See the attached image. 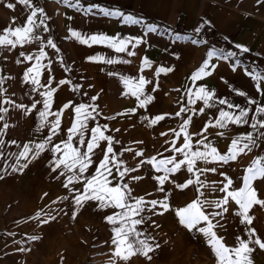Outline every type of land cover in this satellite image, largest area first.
I'll use <instances>...</instances> for the list:
<instances>
[{
    "label": "snow or ice",
    "instance_id": "1",
    "mask_svg": "<svg viewBox=\"0 0 264 264\" xmlns=\"http://www.w3.org/2000/svg\"><path fill=\"white\" fill-rule=\"evenodd\" d=\"M17 3L28 10L26 20L22 25L7 26L3 29L2 34H0V47L11 50L18 46L23 47L33 43L37 45L36 51L31 54L26 55L23 51L20 52L15 62L29 65L23 72V83L29 86L30 94L35 93L39 95L40 99L37 100L33 97L30 107L22 103H15L6 96L7 89L3 87L7 77L0 75V159L5 158L2 149L6 146L5 136L10 127L5 119L9 108L3 105H10L13 109L24 110L26 113L35 112L38 116L36 131L46 129L48 134L43 136L39 142L28 141L17 153H10V155L15 156V162L11 165L12 170L22 172L41 153L51 151L54 154L53 158L49 160L51 171L57 173V179L61 176L65 177L63 187L72 194L71 200L75 206L73 218L89 202L95 203L97 210H111L110 214L104 216L111 232L110 240L105 241L106 244H109L111 253L108 264H130L133 257L138 255L151 261L152 255L150 253H153L160 245L155 242L154 236L145 232L140 226L152 220V216L145 215V212H151L152 215H163L168 211L174 212L181 226L206 237V243L216 260V264H254L253 253L257 248L264 250V238H261L256 228L252 226L255 216L251 214L254 206L259 205L264 208V199L260 198L255 187L257 181H264V154L255 155L243 169L244 174L241 177L239 188L234 187L233 179L221 169L231 162L238 161L241 156L252 153L254 149L264 146V103L248 97L245 91L236 89L226 80L224 83L233 93L246 98L247 106L233 103L227 97L217 96L214 90L197 83L216 71L218 64L213 63V58L218 61H233L232 71L240 68V60L233 59L238 56V52H226L223 48L211 47L200 67L187 78L191 82V85L185 90L187 99L181 103L180 110L174 114L175 117L182 118V123L179 130L170 129L174 138L170 142L166 141L170 147L166 148L165 151L170 152L171 155L164 156L163 153H158L159 159L157 156L144 158L143 151H135L132 148H123L121 152L117 153L114 145L118 144L119 141L115 140L112 135L106 134L108 132L106 124L102 125L96 122L99 115L98 104L83 102L76 104L73 101H68L59 109L53 110L55 93L61 86L71 85L72 81L68 78L57 80L51 74L50 68L53 61L48 57L45 49L51 48L57 54H59L60 49L53 39L37 34L39 30L50 32L47 24L49 17H47L44 9L36 6L34 0H16L15 3H6L5 6L14 10ZM62 3L86 15L97 14L94 12L96 9L98 14L121 18L126 24L141 23V20L133 15L125 14L118 9L101 8L99 5L85 6L81 0H62ZM205 25L210 26V22L204 20L194 32L199 34ZM145 27L147 32L157 31L154 25L148 24ZM68 31L70 35L66 39H75L86 45L106 44L115 52L126 53L130 57L135 56L136 52L130 50L129 46L134 49L146 43L143 36L121 37L119 34L108 36L102 33L85 36L70 27ZM173 35H175L176 40L188 39L193 44L207 43L205 40L185 37L178 33H173ZM235 48L241 53L250 51L249 48L240 44H236ZM57 59L63 66V57L57 55ZM87 59L106 64L131 63L129 60L104 56H90ZM150 68H152V62L145 56L141 60L137 76H125L117 72H109L108 75L117 77L124 85L122 95L135 97L137 108H147L154 96L149 94L146 88L153 84V81L148 80L143 72ZM243 70L250 79L256 81L255 87L259 95L264 96V89L261 88V83L264 82V69L256 65L252 69L245 66ZM45 71H48V75L42 82ZM64 71L70 72L71 68L64 67ZM172 71H174L172 67L159 66L155 69L154 75L158 77L162 73L167 74ZM54 84L55 86H53ZM80 87L82 86H73L72 90L78 91ZM158 87L159 85L156 83L151 91H156ZM98 98L99 94L90 97V100L94 102ZM198 101L202 103L199 108L195 107ZM190 105L193 107H189ZM137 108L128 109L126 113H117V115L135 113ZM211 108L217 109V115L205 121L200 131L190 132L193 118L205 114V110ZM67 109L72 110L73 117L70 126L63 129L61 126L62 117ZM171 115H157L151 119L148 117H144V119L148 120L149 126H152L165 119V116ZM115 118L113 116L109 119ZM90 122L93 126H90ZM230 125H248L251 130L234 136L227 149L221 152L208 140V129H227ZM62 132L64 138L59 142H54V137L60 136ZM162 135H167V133H162ZM218 135L223 136L224 133L219 132ZM177 141H180L179 145ZM10 143L20 147L14 139ZM97 150L100 152L99 157L96 155ZM125 152H131L134 158L140 157L141 159L134 166L129 167L120 158ZM200 163L206 166L200 167ZM145 164L150 165L157 173L153 179L158 185L157 192L163 193L162 199H146L143 196L133 195L134 189L129 181H137L143 177L131 174ZM210 164L216 166L207 167ZM0 170L6 172L7 168ZM182 170L189 174V178L183 183H176L172 177ZM208 173L218 174L222 179L209 182L207 180ZM0 179H3L2 175H0ZM166 183L173 184L179 190L193 187L196 192L195 199L183 207H173L170 203L171 192H166L164 188ZM77 184L80 187H76ZM204 189L210 192H219L222 195L216 199H207ZM57 199L67 201L69 196L65 195ZM56 202L53 201V204ZM233 203L236 207L232 209V215L237 218L240 225L244 226V232L235 236L234 245H229L225 242V237L218 234L217 229L226 230V214L229 213L230 204ZM31 219H36L41 225H44L55 220L56 217L41 209ZM40 238V236L33 235L29 239L36 241ZM27 250L29 249H18V251Z\"/></svg>",
    "mask_w": 264,
    "mask_h": 264
},
{
    "label": "crops",
    "instance_id": "2",
    "mask_svg": "<svg viewBox=\"0 0 264 264\" xmlns=\"http://www.w3.org/2000/svg\"><path fill=\"white\" fill-rule=\"evenodd\" d=\"M8 2L15 3L16 0H0V34L7 26L22 25L28 14V10L18 3L14 10L8 9L5 6ZM81 2L85 6L99 5L101 8L118 9L141 20L140 24H126L121 18L100 15L96 9L94 12L97 14L86 15L67 7L62 0H34L35 5L43 8L49 17L47 24L50 32L39 30L37 34L53 39L60 49L59 54L51 48L45 49L48 57L53 61L50 68L51 74L57 80L68 78L72 81L71 85L61 86L55 93L53 110L59 109L68 101L76 104L81 102L98 104L99 115L96 122L106 124L108 126L106 134L112 135L115 140L119 141L114 145L117 153L123 148H132L135 151H143L144 158L157 156L158 153H163L164 156L171 155L170 152L165 151L170 147L166 141L170 142L174 138L170 129L179 130L182 123V118L175 117L174 114L180 110L181 103L187 99L185 90L191 85L187 78L200 67L211 47L223 48L226 52L237 51L238 56L233 59H239L241 67L232 71L233 61H218L213 58V63L218 64L216 71L197 83L214 90L217 96L227 97L233 103L247 106L246 98L233 93L224 83L226 80L236 89L245 91L248 97L264 103V96H260L256 90V81L250 79L243 70L245 66L252 69L256 65L264 69V15L242 7L231 6L228 0H81ZM204 20L209 21L210 26L205 25L206 30L203 32L202 29L199 34H196L194 30ZM148 24L156 26L157 31L147 32L145 25ZM69 27L85 36L101 33L108 36L119 34L121 37L143 36L146 43L134 49L129 46L130 50L136 52L135 56L130 57L126 53L115 52L106 44L86 45L75 39H66L70 35ZM173 33L193 39H202L207 43L193 44L188 39L176 40ZM236 44L244 45L250 51L241 53L235 48ZM36 49L35 43L23 47L18 46L11 50L0 47V75L7 77L3 84V87L7 89L6 96L15 103H22L28 107L31 106L33 97L37 100L40 97L35 93L30 94L29 86L23 83V72L29 65L27 63L17 64L15 61L20 52L23 51L27 55L35 52ZM57 55L62 56L63 62L73 70L64 71L65 64L61 65ZM90 56L129 60L131 63L93 62L87 59ZM145 56L152 62V68L145 69L143 75L153 81V84L147 86L146 91L153 95L154 99L147 108H137L135 97L122 95L124 85L117 77L110 76L108 73L117 72L125 76H137L141 60ZM159 66L172 67L174 71L167 74L162 73L156 77L154 71ZM47 75L48 71H45L42 82ZM156 83L159 87L152 92L151 89ZM76 85L82 87L78 91H73L72 88ZM261 88L264 89V82L261 83ZM97 94L99 98L94 102L91 101L90 97L97 96ZM3 106L9 108L5 119L10 127L5 136L6 146L2 149L5 158L0 159V169L7 168L6 172L0 170V175L3 176V179H0V225H6L5 217L1 215L4 210H7L10 215L16 212H28V214L18 221L14 220V226L9 227L8 230L2 229L4 226L0 227V264H23L22 258L29 257L27 254H31L36 248L18 251L21 248L32 247V243L26 245L27 247L22 246L20 243L22 240L32 241L29 238L33 235L40 236V241L54 240L53 220L41 225L38 220L31 218L41 209L49 215H53L55 209H68V205L57 198L69 192L63 187L65 177L61 176L57 179V173L51 171L49 160L54 155L51 151L41 153L22 172L12 170L11 165L15 162V156L10 153H17L28 141L39 142L48 132L46 129L36 131L38 116L35 112L26 113L24 110L13 109L10 105ZM201 106L202 103L199 101L195 105L197 108ZM132 108H137V111L117 115V113H126V110ZM164 114L172 115L165 116V119L152 126H149L148 120L144 119V117L151 119ZM216 115V108L206 109L205 114L193 118L189 131L192 133L200 131L205 121ZM113 116L116 118L109 119ZM72 117L71 109L64 111L61 125L63 129L70 126ZM90 126H93L92 122ZM250 130L248 125H230L227 129L209 128L207 136L208 140L223 152L234 136ZM219 132H223L224 135H218ZM162 133H167V135H162ZM63 138L64 133L62 132L60 136L54 137V142H59ZM13 139L20 147L10 143ZM177 143L179 145L180 141ZM96 155L99 157V150ZM245 157L246 155H243L239 159ZM120 158L129 167L141 159L140 157L134 158L131 152H125ZM159 158L157 156V159ZM199 166L205 167L206 165L200 163ZM213 166L216 165H207V167ZM142 168L140 167L139 171ZM223 169L229 170L230 164L225 165ZM179 173L173 176H178ZM146 176H148L147 173ZM76 187L80 185L77 184ZM53 201L57 202L53 204ZM17 227L20 230L21 227L29 228L28 235L24 239H22L23 233L17 232Z\"/></svg>",
    "mask_w": 264,
    "mask_h": 264
},
{
    "label": "rangeland",
    "instance_id": "3",
    "mask_svg": "<svg viewBox=\"0 0 264 264\" xmlns=\"http://www.w3.org/2000/svg\"><path fill=\"white\" fill-rule=\"evenodd\" d=\"M231 6L242 7L252 10L254 12L264 15V0H228ZM64 63V62H63ZM65 64V63H64ZM65 67L71 68L65 64ZM73 68H71V71ZM257 154H264V146L254 149L251 155H246L244 159L230 163V169H222L226 171L234 181V187L239 188L241 185V177L243 176V169L250 163V161ZM250 159H246V158ZM137 162L132 163L134 166ZM131 175L143 177L137 181H129L131 187L134 189L133 195L143 196L146 199H162L163 193L157 192V182L153 179L157 173L150 165H143ZM146 173L148 176H146ZM189 178L186 171H180L178 176H173L172 179L176 183H183ZM204 179V178H203ZM222 179L218 174L209 173L207 180L219 181ZM255 187L264 199V181H257ZM166 192H171L170 203L173 207H183L185 204L195 199L196 192L193 187L184 190L177 189L173 184L166 183L164 185ZM205 197L207 199H216L222 194L219 192H210L204 189ZM151 194V195H149ZM68 195L69 200L64 201L68 205V209H55L53 216L56 217L53 226L52 241H29L22 240V246L27 247L32 243V247L28 249H35L29 257H23V264H108L110 256V246L105 241H109L111 237L110 226L104 220V216L110 214L111 210H97L93 202H89L82 208L79 213L73 218L74 204L71 200L72 194L64 193L63 196ZM62 196V195H61ZM236 206L230 204L229 213L226 214V230L217 229L218 234L225 237V242L229 245L235 244V236L243 234L244 226L238 223L235 216L232 215V209ZM28 214V212H16L10 215L7 210L2 212L5 217L6 225L2 229L8 230L9 227L14 226V220L18 221L21 217ZM252 215L255 216L253 227L256 228L257 233L264 238V208L259 205L254 206ZM145 215L152 216V220L140 227L148 234L156 238V243L160 247L157 248L152 255L151 261H148L143 256L133 257L130 264H216V260L206 243V237L195 232L189 231L178 223V220L172 211H168L163 215H152L151 212H145ZM15 218V219H14ZM154 221L155 223L153 224ZM12 223V224H11ZM28 225H26L27 227ZM26 227H17L18 233H23L22 239L28 235ZM20 230V232L18 231ZM37 253L36 255H33ZM252 259L254 264H264V250H257L253 253Z\"/></svg>",
    "mask_w": 264,
    "mask_h": 264
},
{
    "label": "trees",
    "instance_id": "4",
    "mask_svg": "<svg viewBox=\"0 0 264 264\" xmlns=\"http://www.w3.org/2000/svg\"><path fill=\"white\" fill-rule=\"evenodd\" d=\"M205 27H206V26H205ZM205 27H204L203 30H202L203 32H204V30H206Z\"/></svg>",
    "mask_w": 264,
    "mask_h": 264
}]
</instances>
